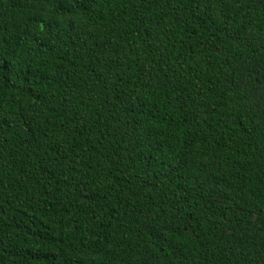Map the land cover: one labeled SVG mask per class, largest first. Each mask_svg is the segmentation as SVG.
Masks as SVG:
<instances>
[{
  "label": "trees",
  "instance_id": "obj_1",
  "mask_svg": "<svg viewBox=\"0 0 264 264\" xmlns=\"http://www.w3.org/2000/svg\"><path fill=\"white\" fill-rule=\"evenodd\" d=\"M0 264H264V0H0Z\"/></svg>",
  "mask_w": 264,
  "mask_h": 264
}]
</instances>
